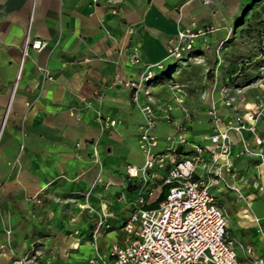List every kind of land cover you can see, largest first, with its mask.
I'll return each instance as SVG.
<instances>
[{
    "label": "crops",
    "instance_id": "1",
    "mask_svg": "<svg viewBox=\"0 0 264 264\" xmlns=\"http://www.w3.org/2000/svg\"><path fill=\"white\" fill-rule=\"evenodd\" d=\"M210 1L0 0V264L25 256L41 264L109 262L114 245L128 244L124 225L136 193L126 168L142 166L144 155L143 120L125 83L165 64L180 30L214 27L206 38L213 48L229 38L243 0ZM33 41L46 45H28L25 55ZM150 88L155 99L166 95L163 84ZM191 95L188 138L199 142L215 131L209 112L226 121L263 101L264 85L230 93L231 108L223 89L200 102ZM98 112L118 125L103 130ZM172 132L159 126L162 139ZM230 136L237 177L210 190L229 214L241 264H264V144L255 143L264 140V118L255 133ZM243 140L261 156L244 154Z\"/></svg>",
    "mask_w": 264,
    "mask_h": 264
},
{
    "label": "built area",
    "instance_id": "2",
    "mask_svg": "<svg viewBox=\"0 0 264 264\" xmlns=\"http://www.w3.org/2000/svg\"><path fill=\"white\" fill-rule=\"evenodd\" d=\"M203 3L209 5L211 1ZM214 32L212 26L202 29L195 24L180 30L177 38L169 43L168 59L184 62L201 39L202 46L211 50L212 43L206 38ZM223 44L224 41L216 46L217 55ZM28 45L40 51L46 44L42 41L27 44L25 55ZM135 51L137 53L138 49ZM134 63H141L137 54ZM163 67L157 64L147 68L141 80L125 83L132 91L133 104L143 120L138 147L144 155V164L126 168L128 182L137 184L132 214L124 225L130 239L123 247L117 244L112 247L111 261L99 263L95 259L90 264H241L236 242L227 234L229 214L210 189L236 179L230 133H255L258 122L264 118V100L251 107L245 105L243 111L226 121L213 109L209 115L214 119V133L199 142L192 141L188 138L193 115L186 105L190 93L188 85L171 81L163 88L166 95L156 99L145 92L156 70ZM43 73L45 79L52 80L49 72L43 70ZM233 104L225 98L227 107ZM97 119L103 130L118 125L117 120L100 112ZM162 124L173 128L163 139L159 134ZM255 143L262 146L264 140L257 138ZM243 146L244 154L261 156L253 152L245 140ZM94 155L98 157L97 150ZM162 194L164 199L154 206ZM16 264L41 263L37 258L25 256Z\"/></svg>",
    "mask_w": 264,
    "mask_h": 264
},
{
    "label": "rangeland",
    "instance_id": "3",
    "mask_svg": "<svg viewBox=\"0 0 264 264\" xmlns=\"http://www.w3.org/2000/svg\"><path fill=\"white\" fill-rule=\"evenodd\" d=\"M252 1L254 0H243L241 10ZM263 5H264V0L263 3L256 8V10H261ZM241 10L239 13L240 17L237 19L239 23L234 22L232 24V27L235 30L237 29L236 31L237 33L235 35V39L233 40V42L226 45V48L220 51L219 55H216L217 53L215 52V48H214L211 51H208V53L205 56H201V57L197 56L193 59H189L188 60L189 63L182 64V65H187L184 68L185 72L183 73V71H180L177 75L174 76L177 79L183 78L185 80L181 84L188 85L190 93L192 94L191 97H193V100L195 102H200V100H205L209 92L211 90L214 91V89L217 90L223 89L224 97L228 99L230 97L229 96L230 93L234 94V92H237V96L239 94L245 93V95L247 96L249 90H251L253 86L259 84V86L261 87V85H264L263 58H260L261 61L260 60L257 61L259 63H252L249 67H247V71H249L252 74V77L254 78V82L251 85L243 86V87H237V86L227 87V84L225 83V77L228 76L231 66H233V63L237 62V55L242 56V58L239 59V62H241V59H245L249 52L256 51V47L258 46L256 44L251 43V41L247 39L240 40L239 38L240 30L247 26L246 23L249 21V19L253 14V11H248L247 13L242 14ZM262 16L264 17V9H262ZM233 35L234 34H232L231 37ZM171 62L172 61H170L169 63ZM166 80L168 81V79ZM145 92L152 93L151 88L145 89ZM231 98L232 97H230V99Z\"/></svg>",
    "mask_w": 264,
    "mask_h": 264
},
{
    "label": "trees",
    "instance_id": "4",
    "mask_svg": "<svg viewBox=\"0 0 264 264\" xmlns=\"http://www.w3.org/2000/svg\"><path fill=\"white\" fill-rule=\"evenodd\" d=\"M262 3L263 0H254L241 10L242 14H245L248 11H253V14L249 21L246 23L247 26L240 30L239 38L240 40L247 39L251 41V43L256 44L258 46L256 47V51H251L248 53L245 58L247 61L245 59H241V62H239V59L242 58V56L237 55V62L233 63V66H231L228 76L225 77V83L227 84V87H243L251 85L254 82V78L252 77V74L247 71V67H249L252 63H259L257 61H261L260 58H263L264 60V17L262 16V9H264V5L262 6L261 10H256V8ZM239 17L240 15L234 19V22L237 23V19ZM236 31L237 29L235 30L234 28H232V32L229 38L224 40L223 48L221 49V51L226 48V45L233 42L237 33ZM232 34L234 35L231 37ZM212 49L214 48H211V50ZM207 53L208 51L202 46V44L198 43L197 46L190 53V58L186 59L184 62H174L173 60L169 59L165 64H163V69L156 70L155 76L148 82V84L150 85V87H152L153 85L158 84L166 85L171 81L179 82L178 79L174 76L177 75L180 71H183L180 70L182 68V64L189 63V59H193L197 56H205ZM170 61L172 62L169 63ZM166 79H168V81ZM128 187L129 191L136 192L137 190V184L135 182H128ZM163 199L164 194L160 195L159 199L155 202L154 206H156L158 202L162 201Z\"/></svg>",
    "mask_w": 264,
    "mask_h": 264
}]
</instances>
